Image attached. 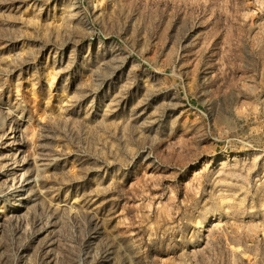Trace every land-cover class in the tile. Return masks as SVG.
<instances>
[{
  "label": "rangeland",
  "instance_id": "rangeland-1",
  "mask_svg": "<svg viewBox=\"0 0 264 264\" xmlns=\"http://www.w3.org/2000/svg\"><path fill=\"white\" fill-rule=\"evenodd\" d=\"M0 264H264V0H0Z\"/></svg>",
  "mask_w": 264,
  "mask_h": 264
},
{
  "label": "bare ground",
  "instance_id": "bare-ground-1",
  "mask_svg": "<svg viewBox=\"0 0 264 264\" xmlns=\"http://www.w3.org/2000/svg\"><path fill=\"white\" fill-rule=\"evenodd\" d=\"M11 139L9 140V142L6 144V146L10 149V150H12L13 148H14V145L16 144V142H15V140L13 139L14 138V136L13 135H11V137H10ZM17 146V145H16ZM12 157V156H11ZM11 169V168H10ZM16 170V169H15ZM18 191H20V190H18ZM26 199V198H25Z\"/></svg>",
  "mask_w": 264,
  "mask_h": 264
}]
</instances>
